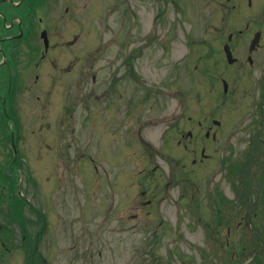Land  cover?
I'll return each mask as SVG.
<instances>
[{
    "label": "rangeland",
    "instance_id": "1",
    "mask_svg": "<svg viewBox=\"0 0 264 264\" xmlns=\"http://www.w3.org/2000/svg\"><path fill=\"white\" fill-rule=\"evenodd\" d=\"M97 2V36L84 35L76 43L65 42L70 39L67 36L57 43L53 53L47 54L58 64V69L49 68L43 80L49 87V117L47 120L41 118V101L36 100L35 89L34 99L23 100V115L18 116L16 123L12 122L13 127H8L16 132L15 148L8 136L3 138L6 143L1 148L2 161H10L15 151L18 153L17 162L21 164L17 180L21 172L25 178L27 173L28 193L40 197L39 193L48 189L44 205L49 216L51 242L53 230L59 224L56 232H59L61 246L58 247L60 253L55 255L59 264L63 261L68 264L69 259L73 263L74 248L70 245L77 232L81 233L82 252L88 251L90 244L94 248L91 251L94 252L93 264H264V245L249 233L244 222L245 210L255 200H258L255 208L264 211V154L244 150L250 134L256 130L254 124L259 121L253 110L258 90L239 89L236 98L232 96L224 103L216 98L221 90L200 89V85H193L189 89L179 88L176 97H167L166 107L162 104V107L149 110L144 104V119L151 121L146 123L148 127L143 136L153 142L155 149H159L162 130L172 123L163 118L175 108L177 117L174 120L180 119L179 129L191 128L186 121L189 111L199 116L210 114L221 121L220 130L225 133L226 146L210 152L211 157L203 165L183 168V160L190 161L196 154L194 151L183 153L172 147L160 153L146 144L143 147L139 141L135 145L126 144L125 126H116L122 106L109 107V57L114 53H126L123 44L127 37L122 31L124 0ZM78 7L76 3L75 8ZM105 18L108 21L105 22ZM71 26V33L78 31L76 20ZM178 54L180 57L183 53ZM85 70L86 75H83ZM36 73L40 71L33 72V79ZM94 74L97 77L94 78ZM257 74H261V70L257 69ZM198 92L203 97L201 102H198ZM61 107H64L65 117L63 136L58 142L54 115ZM235 127L237 130L228 135ZM180 160L181 164L177 165ZM31 174H34L33 179ZM122 182L125 186L112 193L111 185L118 188ZM134 184L137 186L133 187ZM157 184L162 188L157 190ZM143 188H155L159 192L158 210L155 209L150 217L137 220L123 217L132 209L127 207L134 195L130 196L131 192ZM217 188L223 192L227 203L235 202L237 198L233 197L238 194V188L245 199L239 202L241 213L229 216L231 223L241 222L242 244L247 245L246 248L242 245L235 255L220 246L218 219L213 211L209 213L212 205L217 206ZM165 193L167 198H160ZM128 195L130 198H125ZM15 196H20L18 191ZM41 202L35 203L40 205ZM106 204L109 208L113 205L109 211V228ZM79 211L80 220L75 221ZM254 220L264 234V213H259ZM226 227L223 226L221 233L224 238L227 237ZM55 242L58 239L55 238ZM54 245L48 242L50 252H56L57 249L52 248ZM82 264H90V261L85 258Z\"/></svg>",
    "mask_w": 264,
    "mask_h": 264
},
{
    "label": "flooded vegetation",
    "instance_id": "2",
    "mask_svg": "<svg viewBox=\"0 0 264 264\" xmlns=\"http://www.w3.org/2000/svg\"><path fill=\"white\" fill-rule=\"evenodd\" d=\"M97 5V0H0V264L60 262L55 257L61 246L59 232H56L59 224L53 230L54 240L51 242L49 216L44 205L48 189L39 193L43 197L28 193L27 173L25 178L21 172L17 180L21 164L17 162L18 153H14L10 161H2L1 148L7 136L14 143L16 132L8 127L23 115V100H32L35 89V97L41 101V118L47 120L49 87L43 80L49 68L58 69L55 59H49L47 54L53 53L57 43L67 36L70 39L65 42L72 43L80 41L84 35L97 36ZM75 20L78 31L71 33V24ZM122 31L127 37L123 44L126 53H114L109 57V107L122 106V113L118 114L121 122L118 120L116 126H125L126 144L135 145L138 139L143 147L146 144L155 149L153 142L143 136L148 127L146 123L151 121L144 119V104L149 110L162 107V104L166 107L169 103L167 97H176L179 88L189 89L193 85H200V89L221 90L216 98L225 103L232 96L236 98L239 89L249 90L246 85L251 83L258 90L254 110L259 121L254 124L256 130L250 134L244 150L264 154V0H124ZM254 36L256 42L253 46ZM227 47L228 53L230 50L236 59L233 63L227 59ZM178 53L183 54L179 57ZM257 69L261 74H257ZM35 70L40 73H36L33 79ZM86 72H82L83 75ZM197 97L202 101L201 92ZM173 111L165 115V120L172 123L162 130L159 149L155 151L163 153L172 147L183 153L194 151L196 154L192 160L198 164L208 159L210 152L225 148L226 136L220 130L222 124L214 122L215 117L210 114L202 117L189 111L186 121L191 128L185 130L178 128L180 119L174 120L176 108ZM54 116L60 142L65 114L59 110ZM124 186L122 182L118 189ZM156 186L157 190L162 188L159 184ZM157 190L143 188L131 192L130 196L134 194L131 198L125 196L130 200L125 199L124 204L128 202L127 207L132 209L122 216L133 220L150 217L155 209L158 210ZM218 190H215L217 206L212 205L209 213L213 211L217 216L220 246L235 255L242 248L243 235L241 222L235 224V220L231 223L229 216L233 213L236 217L241 213L239 202L245 199L238 188V194L233 197L237 198L235 202L227 203L223 192ZM17 191L20 196H15ZM114 191L115 185L112 184L111 192ZM107 199L109 201V194ZM34 201L42 202L38 205ZM257 203L258 200L250 203L244 213V222L248 218L253 227L258 224L254 218L264 213L255 208ZM77 215L75 221L80 220L81 213ZM106 224L109 228V207ZM224 225L227 226L226 238L221 235ZM256 229L263 234L258 226ZM48 242L56 245L52 247L57 249L56 252L49 251ZM70 247L74 248L72 264H82L85 258L90 264L95 262L91 244L88 251H81L80 232L76 233ZM62 264H66L65 261Z\"/></svg>",
    "mask_w": 264,
    "mask_h": 264
},
{
    "label": "water",
    "instance_id": "3",
    "mask_svg": "<svg viewBox=\"0 0 264 264\" xmlns=\"http://www.w3.org/2000/svg\"><path fill=\"white\" fill-rule=\"evenodd\" d=\"M229 56H230V54H229Z\"/></svg>",
    "mask_w": 264,
    "mask_h": 264
}]
</instances>
